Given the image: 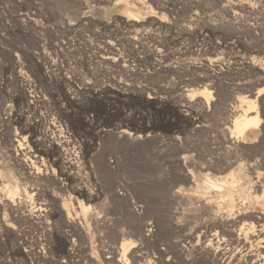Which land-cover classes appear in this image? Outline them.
<instances>
[{
  "label": "rangeland",
  "instance_id": "obj_1",
  "mask_svg": "<svg viewBox=\"0 0 264 264\" xmlns=\"http://www.w3.org/2000/svg\"><path fill=\"white\" fill-rule=\"evenodd\" d=\"M106 49L117 65L101 57ZM216 57L214 78L205 67ZM208 83L216 104L205 111ZM253 86L264 96V0H0V264H114L123 240L122 264L200 260L194 242L185 259L179 248L208 217L173 199L189 185L172 158L187 153L198 185L235 176L240 202L264 212L248 169L258 160L264 171V141L206 150L226 99ZM254 105L261 132L264 103ZM119 129L144 138H117ZM26 157L39 176L21 166ZM224 159L233 164L221 172ZM206 160L210 170L199 167ZM13 178L20 195L10 203ZM243 237L255 247L250 229Z\"/></svg>",
  "mask_w": 264,
  "mask_h": 264
},
{
  "label": "bare ground",
  "instance_id": "obj_2",
  "mask_svg": "<svg viewBox=\"0 0 264 264\" xmlns=\"http://www.w3.org/2000/svg\"><path fill=\"white\" fill-rule=\"evenodd\" d=\"M132 1L138 2V0ZM108 48L110 50H113L111 43ZM153 53L154 55H156V52ZM101 57L108 62L115 63L116 65L119 63L118 57L114 53H112V51L104 52ZM213 67L214 69H212ZM205 68H209L208 70H213L210 73V76H213L215 78L217 74H220L222 71V68L219 66V57L207 60V65ZM255 85H260V82L256 83ZM213 88H215V85L208 83L203 87L201 91V94L203 95L201 107L205 111H208L209 107L216 104L214 99L210 96L209 89ZM246 92L247 95L239 98H227V103L221 106L220 109L226 116L224 119L218 122L217 129H215L211 133L212 137H214V141L216 142L211 144L210 147L206 148L209 153L225 150H242L246 147H249L251 143L258 144L264 141V129L261 130V132L252 130L253 127H257L261 124L259 118V108L254 105V103H264V96H262L260 89L254 91V86L253 88L247 89ZM183 94L184 93H182V95ZM191 99L192 97L185 95V102H190ZM243 107L246 108L244 109ZM261 111L263 112L262 109ZM55 124L56 123L54 121H49V126L51 128L50 133L51 135H54V137L57 135L60 139H62V136H60L59 134H61L63 131L60 127L57 128L58 125ZM261 126L263 127L264 125L262 124ZM231 127L233 128L232 130ZM115 135L117 138L125 136L130 140H141L144 138L143 135L138 134L137 132H128L124 129L117 130L115 132ZM15 138L13 139L14 141H17V145H14L15 151L22 150V144L19 143V141ZM58 141L63 144V140ZM13 144L15 143L13 142ZM252 148L255 151L257 148H259V146L255 145V147ZM183 153V149H180L172 158V162L177 167V171L184 177L185 181L189 185V193L181 194L180 190L177 189L171 190V195L174 200H177L179 202L186 204L195 203V208L193 211L199 213L200 216L201 214H206L208 220L203 221V223H200L197 227L191 229L184 235L183 240H185V244H181L179 248L182 258L185 259L187 247L191 246L192 242H194L195 244L193 245L195 247L197 246V250H199V256L201 257L200 260H202L203 258V264H264L263 210L248 209L244 206L243 202H240L241 200L239 199V192L241 186L238 188L237 178L235 176H232L230 181H217L216 179L214 180L205 178L203 182H200V185L195 183L192 180L193 168H190L193 162L190 160V157L186 152L184 154ZM249 160L252 161L253 159L249 157ZM217 161L221 163L220 165H218L221 172L222 170L228 169L231 164H233V161H228L225 159ZM21 162V166L28 168L33 176L37 177L40 175L41 170L36 166L28 164L27 157L26 160L23 159ZM261 163V161L255 160L253 163L251 162L248 164V169H250V171L252 172L251 177L254 179V181L252 182L251 191L260 192L259 200L262 204H264V171H256V167H259ZM210 164L211 162L206 160L199 167L201 169L207 170L211 167ZM201 188L203 193H207L206 196L201 193H199L201 195L196 194V192H198ZM19 193L20 189L18 186V182L13 178L11 179V183L6 187V195L9 198H7L9 202H13L14 198ZM214 198L219 199L222 202L221 205L219 204L220 206H218V202H214ZM223 205H225V207H228L231 212L225 214L219 213L218 210ZM79 208L83 212L88 211L87 208L83 207L82 205H79ZM88 219L92 221V215H89ZM245 219H250L251 223H245L243 221ZM65 223L70 224L71 227H74L75 229L77 228L76 222L74 223L70 219H67ZM246 229H250L253 232L255 247H252L251 243L246 241V239L243 237V232ZM128 244L129 241L123 240L121 248L114 249L113 254L110 256L109 260L111 262H114V264H122L123 260H125L124 256ZM198 260L196 258L195 260H192L190 262L185 260L183 264H197L198 262L200 263V260Z\"/></svg>",
  "mask_w": 264,
  "mask_h": 264
}]
</instances>
